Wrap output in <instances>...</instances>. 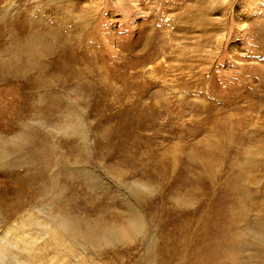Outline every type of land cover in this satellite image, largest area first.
Here are the masks:
<instances>
[{
  "label": "rangeland",
  "instance_id": "1",
  "mask_svg": "<svg viewBox=\"0 0 264 264\" xmlns=\"http://www.w3.org/2000/svg\"><path fill=\"white\" fill-rule=\"evenodd\" d=\"M0 62V264H264V0H0Z\"/></svg>",
  "mask_w": 264,
  "mask_h": 264
},
{
  "label": "bare ground",
  "instance_id": "2",
  "mask_svg": "<svg viewBox=\"0 0 264 264\" xmlns=\"http://www.w3.org/2000/svg\"><path fill=\"white\" fill-rule=\"evenodd\" d=\"M141 1V0H140ZM143 3V2H142ZM163 5H165L166 6V4H163ZM192 11H193V8L191 9ZM191 10H188V13L186 14V15H184V16H180V18H179V22L181 23V24H185V23H187L188 21H189V19H190V17H192V15H193V13H192V11ZM148 27V28H147ZM146 28H142L141 30L145 33V43H144V46H148L151 42H153L154 41V36L157 34H159L160 33V35H161V37L159 38V40L160 41H163L164 42V44H161V45H155V50H154V54H161L162 52H164L166 49H167V46H166V44H165V41H166V38H163V34H165V32H163V31H160V30H154V29H152L150 26H147ZM161 27H163V26H161ZM162 33V34H161ZM159 36V35H158ZM137 39V38H136ZM135 43V42H134ZM134 43H133V45H134ZM90 44V43H89ZM151 45V44H150ZM142 46H143V44H142ZM144 49V48H143ZM150 49V48H149ZM132 50V49H131ZM151 51H149V53H150ZM142 53V52H141ZM152 53H153V51H152ZM138 54V53H137ZM61 227H62V225H61ZM65 227V226H64ZM67 227V226H66ZM65 227V228H66ZM50 228H51V233H52V235H53V237H58V236H61L62 235V232L64 231V230H61V228L60 227H58V228H55V226L53 227V226H51L50 225ZM68 228V227H67ZM63 229V228H62ZM70 229V228H69ZM66 230V229H65ZM8 242H5L3 245H2V247H0V257H3L4 256V253H6V248L8 247V244H7ZM11 244H9V246H10ZM8 249V248H7Z\"/></svg>",
  "mask_w": 264,
  "mask_h": 264
},
{
  "label": "clouds",
  "instance_id": "3",
  "mask_svg": "<svg viewBox=\"0 0 264 264\" xmlns=\"http://www.w3.org/2000/svg\"><path fill=\"white\" fill-rule=\"evenodd\" d=\"M0 70H3V63L2 62H0ZM8 70L11 71L10 68Z\"/></svg>",
  "mask_w": 264,
  "mask_h": 264
}]
</instances>
